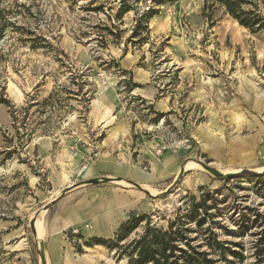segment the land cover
Listing matches in <instances>:
<instances>
[{
	"label": "rangeland",
	"instance_id": "1",
	"mask_svg": "<svg viewBox=\"0 0 264 264\" xmlns=\"http://www.w3.org/2000/svg\"><path fill=\"white\" fill-rule=\"evenodd\" d=\"M0 98V264H128L185 215L179 249L264 264V177H221L264 173V32L213 0H0Z\"/></svg>",
	"mask_w": 264,
	"mask_h": 264
},
{
	"label": "trees",
	"instance_id": "2",
	"mask_svg": "<svg viewBox=\"0 0 264 264\" xmlns=\"http://www.w3.org/2000/svg\"><path fill=\"white\" fill-rule=\"evenodd\" d=\"M214 3L221 5L225 12L236 23L248 30L250 33L255 34L258 32H264V19L257 13V5L253 0H213ZM264 3V0H260ZM120 3V7L117 12V18H121L124 14L130 11V9ZM250 7L245 10L244 7ZM148 15H151L149 13ZM154 15V14H153ZM152 15V16H153ZM152 16H144L143 18H149ZM4 20V19H3ZM8 24L4 21L1 25V29ZM142 21L138 20L136 28H140ZM9 103L0 98V105H8ZM14 120V115H12ZM260 178H256L259 180ZM195 208H200V205H196ZM189 215H185L184 221L176 222L180 223L177 231L174 230V224L170 223L166 231L155 227H150L149 222L146 223L143 233L133 240L123 253L127 255L128 264H215L214 260L207 257L205 253H198L194 249L188 247L185 243L186 249H179V242H185L187 239L184 237L186 229H184V222L189 219ZM142 223L141 218H130L127 222L122 224L116 235L115 244L123 241L128 235H130L137 227ZM202 221H197V224H201ZM93 246H106L107 244H113L112 241H104L102 239L93 238L90 241ZM111 249L117 248L111 246Z\"/></svg>",
	"mask_w": 264,
	"mask_h": 264
},
{
	"label": "water",
	"instance_id": "3",
	"mask_svg": "<svg viewBox=\"0 0 264 264\" xmlns=\"http://www.w3.org/2000/svg\"><path fill=\"white\" fill-rule=\"evenodd\" d=\"M194 163H196L197 165H199L202 169H204L207 173L211 174V175H218V172L209 168L208 165L204 164L203 162L196 160L194 161ZM259 176H263L264 177V173L260 174V173H252L250 175H242L239 173L236 174H225L222 175V178H228V179H232V178H249V177H259ZM180 175H178L176 181H174V183L168 188V190H170L173 186H175L176 182L178 181ZM34 225L32 224V227ZM41 256H42V251H41ZM41 260H43V257H41Z\"/></svg>",
	"mask_w": 264,
	"mask_h": 264
},
{
	"label": "crops",
	"instance_id": "4",
	"mask_svg": "<svg viewBox=\"0 0 264 264\" xmlns=\"http://www.w3.org/2000/svg\"><path fill=\"white\" fill-rule=\"evenodd\" d=\"M0 111H1V106H0ZM7 119H4L3 121H6ZM89 221H91V220H89ZM95 222V221H94ZM92 223H93V221H92ZM107 223L108 222H105V221H103V220H100V221H97L96 222V224L95 223H93L92 224V226H91V228H85V229H83V235L86 237V238H88V237H90L91 235H88V233L91 231L92 232V234L94 233V229H95V227L96 226H103L102 228H103V230H104V232H105V234H106V232H108V227H107ZM82 227H83V223H82ZM98 227V228H99Z\"/></svg>",
	"mask_w": 264,
	"mask_h": 264
},
{
	"label": "bare ground",
	"instance_id": "5",
	"mask_svg": "<svg viewBox=\"0 0 264 264\" xmlns=\"http://www.w3.org/2000/svg\"><path fill=\"white\" fill-rule=\"evenodd\" d=\"M165 156V155H164ZM165 159V158H164ZM196 165V164H195ZM188 166H192L190 163L186 166L187 168H188ZM196 167L199 169L200 168V166L199 165H196ZM202 169V168H201ZM252 172L253 171H242V172H240L242 175H250V174H252ZM262 172V171H261ZM256 173V172H255ZM66 178V176L63 174V175H61V181H60V183L63 181V179H65ZM39 226V224L37 223V227ZM39 228V227H38ZM37 228V229H38ZM35 231H36V239H39V238H41V232H42V230H40V229H38V231L36 230V228H35ZM88 235H92V232L90 231L89 233H88ZM90 248V247H89ZM94 248V247H93ZM98 248H100V246H96V248L95 249H98ZM102 248V247H101ZM89 250V249H88ZM90 250H92L91 248H90ZM85 251H87V250H85ZM91 253V252H90ZM93 253V252H92ZM88 256V255H87ZM90 258V257H89ZM73 262V261H72ZM74 264V263H73Z\"/></svg>",
	"mask_w": 264,
	"mask_h": 264
}]
</instances>
